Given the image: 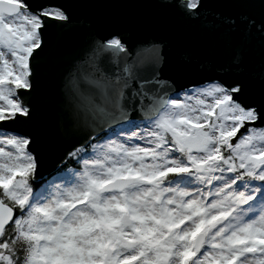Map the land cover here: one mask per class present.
<instances>
[{
  "label": "snow or ice",
  "instance_id": "snow-or-ice-1",
  "mask_svg": "<svg viewBox=\"0 0 264 264\" xmlns=\"http://www.w3.org/2000/svg\"><path fill=\"white\" fill-rule=\"evenodd\" d=\"M69 19L0 0V264H264V87L252 100L240 79L177 89L160 43L90 24L66 57V37L46 32ZM42 55L62 141L47 174L14 127L32 114Z\"/></svg>",
  "mask_w": 264,
  "mask_h": 264
},
{
  "label": "water",
  "instance_id": "water-1",
  "mask_svg": "<svg viewBox=\"0 0 264 264\" xmlns=\"http://www.w3.org/2000/svg\"><path fill=\"white\" fill-rule=\"evenodd\" d=\"M199 18L181 15L176 0H28L33 6L44 4L62 7L69 23L61 28L48 22L46 38L64 35L63 49L71 57L79 36L90 24L98 32L124 30L130 42L155 40L162 45V78L172 79L179 89L203 83L212 77L224 82L240 79L246 85L245 98L258 99L264 84V0H201ZM247 18V19H245ZM228 19L232 23L226 22ZM254 21L249 25L247 20ZM237 54L239 65L229 68ZM41 66L38 83L24 100L31 106L30 118L20 117L14 126L30 133L32 149L42 161V173L54 170L62 141L53 114L56 95L55 70L46 55L35 61ZM223 64L224 70L218 65ZM23 92V90H21Z\"/></svg>",
  "mask_w": 264,
  "mask_h": 264
}]
</instances>
